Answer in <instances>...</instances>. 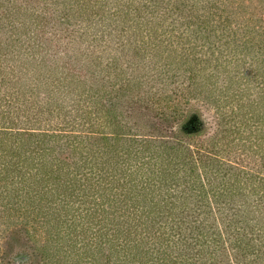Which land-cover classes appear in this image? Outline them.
Here are the masks:
<instances>
[{
	"label": "trees",
	"instance_id": "trees-1",
	"mask_svg": "<svg viewBox=\"0 0 264 264\" xmlns=\"http://www.w3.org/2000/svg\"><path fill=\"white\" fill-rule=\"evenodd\" d=\"M29 224L43 264H264V0H0V244Z\"/></svg>",
	"mask_w": 264,
	"mask_h": 264
},
{
	"label": "rangeland",
	"instance_id": "rangeland-1",
	"mask_svg": "<svg viewBox=\"0 0 264 264\" xmlns=\"http://www.w3.org/2000/svg\"><path fill=\"white\" fill-rule=\"evenodd\" d=\"M106 103L114 99L105 97ZM195 141V140H194ZM26 236L28 242L13 241L11 246L0 244V255L4 254L2 264H43L44 249L43 243L46 239L44 230L37 224L26 225ZM7 250V253L3 252ZM10 249V250H9Z\"/></svg>",
	"mask_w": 264,
	"mask_h": 264
}]
</instances>
